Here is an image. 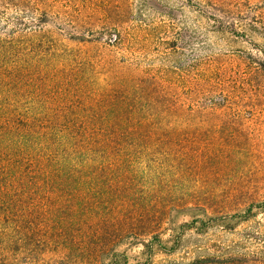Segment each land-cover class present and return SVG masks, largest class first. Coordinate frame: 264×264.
<instances>
[{"label": "rangeland", "instance_id": "obj_1", "mask_svg": "<svg viewBox=\"0 0 264 264\" xmlns=\"http://www.w3.org/2000/svg\"><path fill=\"white\" fill-rule=\"evenodd\" d=\"M12 31L86 59L88 80L131 78L160 143L129 177L150 201L134 228L115 212L65 249L41 219L0 233V264H264V0H0Z\"/></svg>", "mask_w": 264, "mask_h": 264}, {"label": "trees", "instance_id": "obj_2", "mask_svg": "<svg viewBox=\"0 0 264 264\" xmlns=\"http://www.w3.org/2000/svg\"><path fill=\"white\" fill-rule=\"evenodd\" d=\"M41 38L0 35V233L23 225L28 233L45 219L50 242L71 249L76 226L84 238L108 237L116 212L123 235L146 214L149 195L133 181L146 173L159 130L146 126L131 78L88 80L91 63L50 58Z\"/></svg>", "mask_w": 264, "mask_h": 264}]
</instances>
